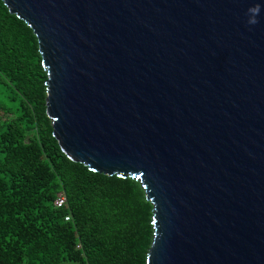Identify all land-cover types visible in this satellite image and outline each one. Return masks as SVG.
I'll use <instances>...</instances> for the list:
<instances>
[{
  "label": "water",
  "instance_id": "water-1",
  "mask_svg": "<svg viewBox=\"0 0 264 264\" xmlns=\"http://www.w3.org/2000/svg\"><path fill=\"white\" fill-rule=\"evenodd\" d=\"M3 1L62 150L141 182L146 264H264V0Z\"/></svg>",
  "mask_w": 264,
  "mask_h": 264
},
{
  "label": "trees",
  "instance_id": "trees-1",
  "mask_svg": "<svg viewBox=\"0 0 264 264\" xmlns=\"http://www.w3.org/2000/svg\"><path fill=\"white\" fill-rule=\"evenodd\" d=\"M46 81L37 36L0 0V264H146L153 206L141 182L68 157Z\"/></svg>",
  "mask_w": 264,
  "mask_h": 264
},
{
  "label": "built area",
  "instance_id": "built-area-1",
  "mask_svg": "<svg viewBox=\"0 0 264 264\" xmlns=\"http://www.w3.org/2000/svg\"><path fill=\"white\" fill-rule=\"evenodd\" d=\"M66 203H67V197H66V195H65L64 193H60V194L58 195V197L56 198V200H55V205H56L57 207H62V206H64ZM66 219L69 220L70 217H67Z\"/></svg>",
  "mask_w": 264,
  "mask_h": 264
},
{
  "label": "clouds",
  "instance_id": "clouds-1",
  "mask_svg": "<svg viewBox=\"0 0 264 264\" xmlns=\"http://www.w3.org/2000/svg\"><path fill=\"white\" fill-rule=\"evenodd\" d=\"M259 14V10L256 8L250 9L249 10V21L248 23L250 24H255L258 23V20L255 18Z\"/></svg>",
  "mask_w": 264,
  "mask_h": 264
}]
</instances>
